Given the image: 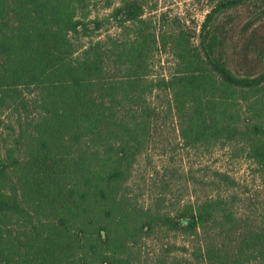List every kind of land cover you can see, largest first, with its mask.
I'll return each mask as SVG.
<instances>
[{
    "label": "trees",
    "instance_id": "1",
    "mask_svg": "<svg viewBox=\"0 0 264 264\" xmlns=\"http://www.w3.org/2000/svg\"><path fill=\"white\" fill-rule=\"evenodd\" d=\"M160 2L0 0V264H264V0Z\"/></svg>",
    "mask_w": 264,
    "mask_h": 264
},
{
    "label": "rangeland",
    "instance_id": "2",
    "mask_svg": "<svg viewBox=\"0 0 264 264\" xmlns=\"http://www.w3.org/2000/svg\"><path fill=\"white\" fill-rule=\"evenodd\" d=\"M160 7V11H168L171 17L177 16L180 18L181 25L184 29L196 31L198 34L206 14L211 9V4L209 0H161ZM194 43L198 44L197 37L194 38ZM155 62L156 65L153 73L156 77L169 76L174 72L175 63L171 55L162 54L161 56H157L155 57ZM172 152L176 157V165L178 167L182 165L180 159L182 156L183 162L185 161L192 165L200 164L208 172L213 169L224 168L239 177L248 175L250 171V162L244 159V157L232 159L231 156L234 155V152L229 149L220 150L218 148H213L206 153H192L188 155L189 152L187 151H179L172 148ZM157 191L158 190H156V192ZM249 191L251 196L258 194L254 186L249 187ZM169 195L173 199L174 192H170Z\"/></svg>",
    "mask_w": 264,
    "mask_h": 264
}]
</instances>
